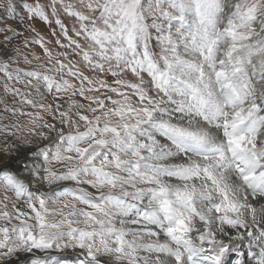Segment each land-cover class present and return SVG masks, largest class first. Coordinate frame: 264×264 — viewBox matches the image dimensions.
I'll return each mask as SVG.
<instances>
[{
  "label": "snow or ice",
  "instance_id": "6c2138e0",
  "mask_svg": "<svg viewBox=\"0 0 264 264\" xmlns=\"http://www.w3.org/2000/svg\"><path fill=\"white\" fill-rule=\"evenodd\" d=\"M0 8V264H264V0Z\"/></svg>",
  "mask_w": 264,
  "mask_h": 264
},
{
  "label": "rangeland",
  "instance_id": "374dc122",
  "mask_svg": "<svg viewBox=\"0 0 264 264\" xmlns=\"http://www.w3.org/2000/svg\"><path fill=\"white\" fill-rule=\"evenodd\" d=\"M18 2H23V0H18ZM31 2V0H29ZM43 3H47V0H41ZM25 13L21 9L17 8V11L14 14H8L4 8H0V26H5L4 22L7 21L8 24L15 26L20 32H23L25 36L31 38L35 36V33H32L28 29V23L24 22ZM41 21L34 20L29 23H31L39 32L41 35L45 36L47 39H52L50 36V30L44 25ZM66 23H70L69 21H65ZM23 40L24 37L22 36L20 38V45L23 50ZM51 47V45H50ZM29 54V58H31V54H37L42 56V50L37 45H32L29 49L24 50ZM21 67H28L23 64V61L21 59L20 61ZM2 83L3 81L0 80V94H2Z\"/></svg>",
  "mask_w": 264,
  "mask_h": 264
},
{
  "label": "bare ground",
  "instance_id": "6f19581e",
  "mask_svg": "<svg viewBox=\"0 0 264 264\" xmlns=\"http://www.w3.org/2000/svg\"><path fill=\"white\" fill-rule=\"evenodd\" d=\"M41 23V22H40ZM47 27V26H46Z\"/></svg>",
  "mask_w": 264,
  "mask_h": 264
}]
</instances>
